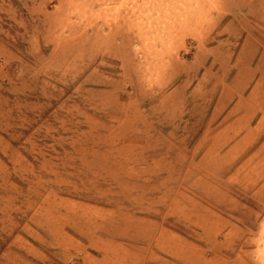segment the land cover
<instances>
[{"label":"rangeland","instance_id":"obj_1","mask_svg":"<svg viewBox=\"0 0 264 264\" xmlns=\"http://www.w3.org/2000/svg\"><path fill=\"white\" fill-rule=\"evenodd\" d=\"M0 264H264V0H0Z\"/></svg>","mask_w":264,"mask_h":264},{"label":"crops","instance_id":"obj_2","mask_svg":"<svg viewBox=\"0 0 264 264\" xmlns=\"http://www.w3.org/2000/svg\"><path fill=\"white\" fill-rule=\"evenodd\" d=\"M11 242H12V244L14 242L17 243V239L15 238ZM18 244L19 245L17 246V248H19L20 250H23L26 255H29L34 260L42 261V260L47 259L44 252L40 251L39 249L35 248L34 246L30 245L29 243H26L25 241L23 242L22 240H20ZM9 253H10V255H13L15 258H19L17 253H14V252L13 253L9 252Z\"/></svg>","mask_w":264,"mask_h":264}]
</instances>
